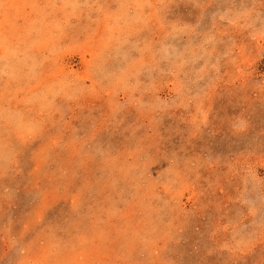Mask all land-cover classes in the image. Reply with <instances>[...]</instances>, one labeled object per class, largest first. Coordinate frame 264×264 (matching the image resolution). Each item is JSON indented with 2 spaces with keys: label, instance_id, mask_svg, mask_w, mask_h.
<instances>
[{
  "label": "rangeland",
  "instance_id": "1",
  "mask_svg": "<svg viewBox=\"0 0 264 264\" xmlns=\"http://www.w3.org/2000/svg\"><path fill=\"white\" fill-rule=\"evenodd\" d=\"M0 264H264V0H0Z\"/></svg>",
  "mask_w": 264,
  "mask_h": 264
}]
</instances>
